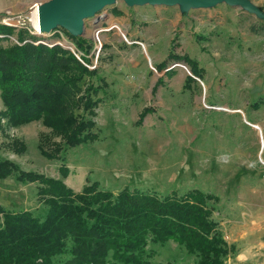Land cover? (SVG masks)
<instances>
[{
    "label": "rangeland",
    "instance_id": "374dc122",
    "mask_svg": "<svg viewBox=\"0 0 264 264\" xmlns=\"http://www.w3.org/2000/svg\"><path fill=\"white\" fill-rule=\"evenodd\" d=\"M44 1L0 0V14L29 17L31 4ZM240 1L183 11L180 5L112 0L84 18V34L68 35L84 53L94 49L95 27L106 28L99 34L95 68L105 82L94 118L101 141L66 148L63 162L47 159L37 148L40 138L51 143L59 136L40 121L15 127L3 119L0 157L63 179L74 191L97 180L115 193L125 186L162 194L188 188L212 192L220 197L212 217L237 250L226 264H264V103L252 106L264 100V0ZM113 7L122 10L128 31L106 23L104 15ZM12 28L14 36L19 33ZM170 52L189 56L202 78L190 75L196 83L185 87L189 74L181 64H186ZM161 63L163 69L156 70ZM146 106L152 112L139 122ZM16 139L25 145L23 152L12 147ZM62 164L69 169L65 177ZM0 205L43 215L37 185L11 177L0 179ZM161 259L157 264H195L186 256L169 263Z\"/></svg>",
    "mask_w": 264,
    "mask_h": 264
},
{
    "label": "trees",
    "instance_id": "16d2710c",
    "mask_svg": "<svg viewBox=\"0 0 264 264\" xmlns=\"http://www.w3.org/2000/svg\"><path fill=\"white\" fill-rule=\"evenodd\" d=\"M12 30L0 24V40H8ZM18 32L23 39L26 31ZM168 56L183 60L192 75L202 78V69L191 67L189 56ZM191 83L195 79L186 76L184 86ZM104 85L96 69L58 45L0 44V121L15 127L40 121L59 136L51 143L40 138L37 148L47 159L63 162L66 148L101 141L94 118ZM262 103L259 98L252 106ZM151 112L144 107L138 121ZM12 147L16 152L26 148L17 139ZM59 171L65 177L69 169L62 164ZM9 177L37 185L43 215L0 205V264H157L161 257L169 263L184 256L195 264H226L237 253L212 217L220 200L212 192L188 188L162 194L125 186L115 193L97 180L74 191L63 179L23 170L0 157V179Z\"/></svg>",
    "mask_w": 264,
    "mask_h": 264
},
{
    "label": "water",
    "instance_id": "95a60500",
    "mask_svg": "<svg viewBox=\"0 0 264 264\" xmlns=\"http://www.w3.org/2000/svg\"><path fill=\"white\" fill-rule=\"evenodd\" d=\"M112 0H47L40 2L38 15L42 31H50L60 26L72 36L84 34V18L93 16ZM128 2H148L153 5H180L184 10L192 6H208L218 1H225L232 6L240 5V0H126ZM100 17V16H99ZM98 18V17H97ZM96 18V19H97ZM192 76L186 65L181 64Z\"/></svg>",
    "mask_w": 264,
    "mask_h": 264
},
{
    "label": "built area",
    "instance_id": "2783aa9c",
    "mask_svg": "<svg viewBox=\"0 0 264 264\" xmlns=\"http://www.w3.org/2000/svg\"><path fill=\"white\" fill-rule=\"evenodd\" d=\"M37 2H34L30 6V16H22L17 15L13 16L10 13L0 14V24L5 26H10L17 28V32L22 30H25L26 33L23 37V39H20L17 35H9L8 38L11 40L12 43L16 44H23L26 42H31L33 44H44L49 47L58 45L62 48H65L69 50L84 66H86L89 69H95L97 64V58L99 51L101 49V41L99 34L103 31H106V28L96 26L94 33H93V39L95 40V46L93 51L89 53H84L81 48H79L72 39L69 38V34L66 32V30L60 26H57L50 31H42L40 28V22L39 18L37 19L38 26L36 27L35 24L32 22V12L37 9V15H38V5L35 6ZM38 4V3H37ZM116 25H113L111 27H114ZM118 28V27H116ZM124 38L126 39L124 33H122ZM2 35H0L1 37ZM139 44H142V42H139ZM96 52V53H95ZM94 55L93 62L89 64L87 61L88 59L92 58V55ZM261 163L264 165V160L260 159Z\"/></svg>",
    "mask_w": 264,
    "mask_h": 264
},
{
    "label": "crops",
    "instance_id": "0c3cea01",
    "mask_svg": "<svg viewBox=\"0 0 264 264\" xmlns=\"http://www.w3.org/2000/svg\"><path fill=\"white\" fill-rule=\"evenodd\" d=\"M122 10L119 8L113 7L107 11L104 15L105 21L107 24L116 23L118 26H121L128 31L129 22H127L122 16ZM214 194V193H213ZM216 195V194H215ZM219 196V195H218ZM220 198V197H219Z\"/></svg>",
    "mask_w": 264,
    "mask_h": 264
},
{
    "label": "bare ground",
    "instance_id": "6f19581e",
    "mask_svg": "<svg viewBox=\"0 0 264 264\" xmlns=\"http://www.w3.org/2000/svg\"><path fill=\"white\" fill-rule=\"evenodd\" d=\"M39 6V4H35V6ZM39 18V15H37V9H35L33 12H32V22H33V24H35L36 25V27L38 26V23H37V19Z\"/></svg>",
    "mask_w": 264,
    "mask_h": 264
}]
</instances>
